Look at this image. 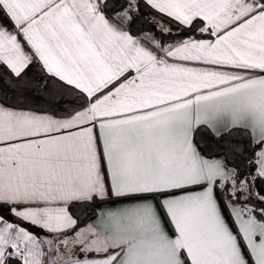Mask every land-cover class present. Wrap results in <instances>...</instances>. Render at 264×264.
Instances as JSON below:
<instances>
[{
	"label": "snow or ice",
	"instance_id": "obj_1",
	"mask_svg": "<svg viewBox=\"0 0 264 264\" xmlns=\"http://www.w3.org/2000/svg\"><path fill=\"white\" fill-rule=\"evenodd\" d=\"M0 264H264V0H0Z\"/></svg>",
	"mask_w": 264,
	"mask_h": 264
}]
</instances>
